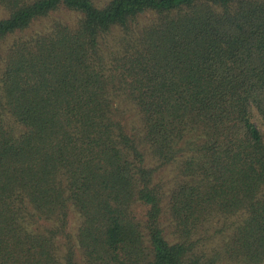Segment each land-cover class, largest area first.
<instances>
[{"label": "trees", "instance_id": "trees-1", "mask_svg": "<svg viewBox=\"0 0 264 264\" xmlns=\"http://www.w3.org/2000/svg\"><path fill=\"white\" fill-rule=\"evenodd\" d=\"M0 10V264H264V0Z\"/></svg>", "mask_w": 264, "mask_h": 264}, {"label": "rangeland", "instance_id": "rangeland-1", "mask_svg": "<svg viewBox=\"0 0 264 264\" xmlns=\"http://www.w3.org/2000/svg\"><path fill=\"white\" fill-rule=\"evenodd\" d=\"M5 16L6 15L4 14V12H2V10H0V18L5 17ZM78 18H79V16L77 14L70 12V11H67V10H64V9H61V10L51 14L49 17H47L45 19H41V20L34 22L24 34L35 35V34L44 32L47 29H49L54 22H57V21L73 26L74 24L77 23ZM12 39L13 38H10L8 41L11 42ZM259 120L260 119L258 117H256L255 118V124L264 133V127L262 126V124ZM160 173H161V177H163L164 184L166 186H168V188H169L171 183H172V180H173L172 167H169L165 170L163 169V171H161ZM215 230H217V229H215L213 226H211L209 228L208 235L213 234V232ZM215 241L216 240H214V242ZM214 244H216V243L206 242L204 245V248L209 249V248L213 247ZM227 263L231 264L230 262H227Z\"/></svg>", "mask_w": 264, "mask_h": 264}]
</instances>
